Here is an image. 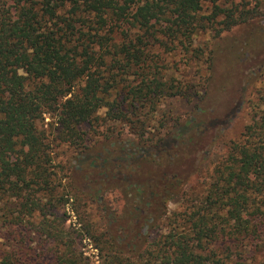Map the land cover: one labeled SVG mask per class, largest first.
I'll list each match as a JSON object with an SVG mask.
<instances>
[{"label": "trees", "instance_id": "obj_1", "mask_svg": "<svg viewBox=\"0 0 264 264\" xmlns=\"http://www.w3.org/2000/svg\"><path fill=\"white\" fill-rule=\"evenodd\" d=\"M204 1L0 0V264H91L59 213L63 197L55 196L39 122L55 113L65 138L74 140L100 119L103 107L110 119L135 124L144 108L148 117L164 97L198 98L189 83L165 78L171 55L189 56L200 70L201 55L191 51L204 50L194 46L195 36L248 22L263 2L225 0V6L214 0L213 13L202 15ZM255 71L264 74V66ZM208 123L196 122L195 133ZM146 125L141 120L142 139ZM194 139L173 138L178 171L164 165L162 184H141L134 211L143 210L153 186L185 174ZM153 141L158 152L167 138L145 139L143 146ZM208 177L195 203L167 217L169 231H157L140 248L121 246L111 227L96 233L88 225L103 264H247L239 244L264 243V80L250 122ZM8 242L14 247L7 249Z\"/></svg>", "mask_w": 264, "mask_h": 264}, {"label": "rangeland", "instance_id": "obj_2", "mask_svg": "<svg viewBox=\"0 0 264 264\" xmlns=\"http://www.w3.org/2000/svg\"><path fill=\"white\" fill-rule=\"evenodd\" d=\"M224 1L216 3L229 5ZM214 4V0H205L200 14L211 15ZM256 11V18L229 30L217 33L210 27L195 36L194 46L204 50L203 55L191 51L201 55L200 70L189 56L171 55L173 68L165 78L189 83L192 91H199L198 98L164 97L148 117L144 108L135 124L110 119L107 107H103L98 112L100 119L86 125L85 133L74 140L65 138L55 113L44 114L39 127L50 147L55 196L58 200L63 197L59 213L67 217L66 227L75 232L91 264H103V260L99 246L87 232L88 225L96 228V233L111 227L121 246L140 248L157 231L168 232L167 217L186 210L206 191L208 176L228 152L230 141L238 139L250 122L252 100L264 80V74L255 71L264 66V0ZM223 18L221 15L218 20ZM141 120H147L143 139L138 134ZM199 121L209 123L196 134ZM194 134L185 174L175 183L169 179L161 187L153 186L156 193L142 211H134L141 184L160 182L165 177L164 165L178 171L174 165L181 154L173 138L181 141ZM164 135L167 143L161 151L157 152L154 141L143 146L145 139ZM6 245L7 249L14 247L10 242ZM236 249L247 257V264H264L262 240L253 244L247 240Z\"/></svg>", "mask_w": 264, "mask_h": 264}]
</instances>
